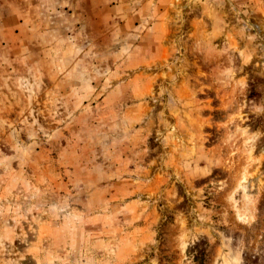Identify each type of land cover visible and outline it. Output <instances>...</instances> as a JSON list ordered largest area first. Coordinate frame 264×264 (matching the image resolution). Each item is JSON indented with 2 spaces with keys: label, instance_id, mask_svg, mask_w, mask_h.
<instances>
[{
  "label": "rangeland",
  "instance_id": "obj_1",
  "mask_svg": "<svg viewBox=\"0 0 264 264\" xmlns=\"http://www.w3.org/2000/svg\"><path fill=\"white\" fill-rule=\"evenodd\" d=\"M0 264H264V0H0Z\"/></svg>",
  "mask_w": 264,
  "mask_h": 264
}]
</instances>
